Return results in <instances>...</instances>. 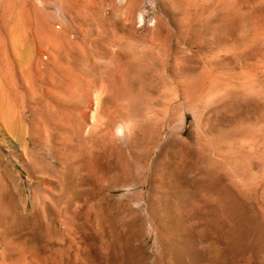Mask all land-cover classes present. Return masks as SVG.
<instances>
[{
	"label": "rangeland",
	"instance_id": "1",
	"mask_svg": "<svg viewBox=\"0 0 264 264\" xmlns=\"http://www.w3.org/2000/svg\"><path fill=\"white\" fill-rule=\"evenodd\" d=\"M0 264H264V0H0Z\"/></svg>",
	"mask_w": 264,
	"mask_h": 264
}]
</instances>
